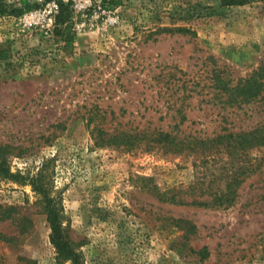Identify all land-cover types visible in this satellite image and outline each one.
Segmentation results:
<instances>
[{
  "label": "rangeland",
  "instance_id": "obj_1",
  "mask_svg": "<svg viewBox=\"0 0 264 264\" xmlns=\"http://www.w3.org/2000/svg\"><path fill=\"white\" fill-rule=\"evenodd\" d=\"M109 1L5 0L0 159L24 176L45 164L83 264H264V146L152 139L264 124V99L232 104L218 83L264 63V0ZM99 129L140 140L100 145ZM47 217L29 179L0 173V264H70Z\"/></svg>",
  "mask_w": 264,
  "mask_h": 264
},
{
  "label": "trees",
  "instance_id": "obj_2",
  "mask_svg": "<svg viewBox=\"0 0 264 264\" xmlns=\"http://www.w3.org/2000/svg\"><path fill=\"white\" fill-rule=\"evenodd\" d=\"M253 0H223L224 4H246ZM27 4V0H22ZM121 0H110L108 3L110 6L117 5ZM5 0H0V14L6 13ZM62 13L58 16L59 24L65 22ZM173 30V29H171ZM177 31L191 32L192 30L186 27H179ZM218 83L223 91L228 95V101L232 104L250 103L258 99H264V63L255 69L247 77L239 78L235 84L226 82L221 78H218ZM97 129V127H96ZM98 132L101 137L98 138L97 143L100 145H112V144H136L140 140V136L131 135L127 132H108L104 129H99ZM139 135V134H137ZM142 136V135H141ZM158 143L168 144L170 146L178 147L180 149H196L201 147L205 149L213 147L214 144H224L226 147H233L236 150L240 148L253 149L264 146V124L258 125L249 130L232 131L228 130L217 134L215 137L207 139H195L191 141H179L177 137L173 136L170 132L158 131L152 138ZM187 145V146H186ZM193 147L191 148L190 147ZM260 163L255 164L250 162L244 169L247 175H251L257 171ZM0 173L10 179H29L33 185L34 190L41 194L42 200L45 203V210L48 213V221L51 227V239L54 245L57 247L59 256L63 260L70 261V264H83L82 254L74 247L72 241L66 236L63 225V215L60 206V199L58 196L52 194L53 187L49 174L46 173L45 164L43 167L33 176H24L20 172L15 173L9 167L5 159H0ZM28 177V178H27ZM242 180L235 178L233 184L238 186ZM236 188L230 189L229 194H236ZM161 200L170 201L174 203H187L185 200L178 198L176 195L167 196L164 192H158ZM224 193H222V196ZM230 201L234 200V196H229ZM192 203L209 204L206 201L193 200Z\"/></svg>",
  "mask_w": 264,
  "mask_h": 264
}]
</instances>
